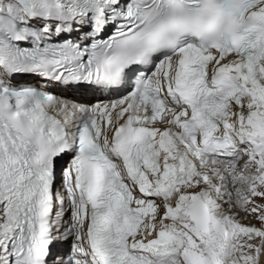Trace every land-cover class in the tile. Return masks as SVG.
I'll return each instance as SVG.
<instances>
[{"label": "snow or ice", "instance_id": "1", "mask_svg": "<svg viewBox=\"0 0 264 264\" xmlns=\"http://www.w3.org/2000/svg\"><path fill=\"white\" fill-rule=\"evenodd\" d=\"M0 264H264V0H0Z\"/></svg>", "mask_w": 264, "mask_h": 264}, {"label": "rangeland", "instance_id": "2", "mask_svg": "<svg viewBox=\"0 0 264 264\" xmlns=\"http://www.w3.org/2000/svg\"><path fill=\"white\" fill-rule=\"evenodd\" d=\"M242 222H244V223H248V221H242Z\"/></svg>", "mask_w": 264, "mask_h": 264}, {"label": "bare ground", "instance_id": "3", "mask_svg": "<svg viewBox=\"0 0 264 264\" xmlns=\"http://www.w3.org/2000/svg\"><path fill=\"white\" fill-rule=\"evenodd\" d=\"M253 223H255V221H252Z\"/></svg>", "mask_w": 264, "mask_h": 264}]
</instances>
